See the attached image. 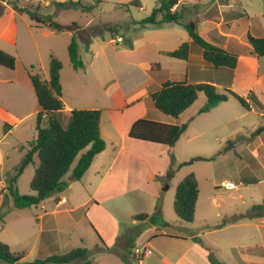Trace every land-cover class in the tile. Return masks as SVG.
Returning <instances> with one entry per match:
<instances>
[{
	"label": "crops",
	"instance_id": "crops-1",
	"mask_svg": "<svg viewBox=\"0 0 264 264\" xmlns=\"http://www.w3.org/2000/svg\"><path fill=\"white\" fill-rule=\"evenodd\" d=\"M8 1L9 0H0V2L5 5V11L0 16V21L4 20L0 23V49L12 55L23 57L20 56L21 54L18 50L20 44H23L29 50L27 57L30 56L31 58H29L28 61L41 63L43 62V57L40 55V47L44 46L49 51H53L54 45L52 36L67 34L66 40L64 38L62 39L64 42L66 41V44L72 39L73 31L69 28L71 25H64L67 28L61 33L48 27H35L27 15L15 10L10 4H8ZM31 1L34 3L40 2L42 5L48 6L53 0ZM21 3L22 5L27 4L29 3V0H22ZM231 3L229 2L228 4L227 1L220 4L218 3V0L214 2V6L217 4V8H215L213 12L214 17L218 19L221 18V21L227 26V28H230L233 21L240 18H235L237 13L243 14L241 18L247 16L246 12L233 9ZM137 6L141 9L143 8L141 1ZM58 11H56V13ZM196 11L200 16H204L203 19L208 20L213 24L209 31L213 33L215 40L219 39L222 41L224 39L227 40L230 37L229 33L221 30V23L206 16L207 11H204L202 7L200 10ZM188 17L195 16L188 14ZM174 25L181 26L176 23L142 26L144 29L135 34L134 39L137 40L131 43L132 46L130 48L119 46L114 49L116 55L113 57V60L116 61L117 67H114L113 60H109V51H107L109 49L101 45L96 48L88 64L93 66L97 58L103 57L104 62L102 63V67L115 74V80L109 81L104 87L106 91V99L101 97L99 101L97 97L91 95L90 91L84 90L77 96H81L85 100H92V102L95 101V104L92 106H90V104L81 107L74 106L72 102L67 101L64 98V95L67 94L66 87L68 90H71V84H68L67 86L62 84L61 99L63 101V109L55 112L54 116L64 126V123L68 124L69 121L68 111L74 108L101 110L100 130L101 136L106 143V147L94 157L91 166L80 180L70 182L64 192L54 195L53 199L56 202L55 208L57 209L51 208L49 204L47 205V201H45L46 203L41 202L37 204L40 205V207H37L38 209H36V211L33 210L34 217L38 223V232L34 243L36 258L33 261L38 259L43 260L49 256L55 255L52 254V251L58 250V248H54L55 244L59 241L62 243L64 242L61 234L67 235V237L64 236L66 239L64 245L69 247V249H72L71 236L74 233V227L78 224L80 210H86L87 215H90L93 208L101 207V203L96 201V199H99L100 201V197L113 200L116 196H124L133 192L144 191L143 174L145 172L148 173L147 175L153 183V185H151L153 186L151 187V196H157L159 187L155 177L169 170L171 167V158L174 159V165H179L180 163L185 162L182 160L183 158H179L180 152L181 154H184L185 151H177L178 144H182L187 150L189 143L194 138H201L203 139L201 140L202 142H204V140L207 141L208 144H205L206 147L216 148L229 144L226 150L218 155V170L220 171V174L216 177L214 176V181L216 183H214V185L216 187L231 184L232 187L230 189L240 191V197L244 195L242 190L246 187L259 189L261 192H264V130L260 133H255L252 137L242 135V131L247 129V126L250 127L253 125L254 128L258 123L251 125H246V123H244L240 124L237 128L234 126H232V128H227L231 123L232 118L230 116L231 119L227 120L228 115L225 114V111V121L221 120V123H219L221 118L220 114L224 109L223 104L228 101L222 102L211 110L203 113H199L201 107L195 111L192 110L191 108L194 105L193 104L179 117L169 116L156 108L151 96V94L157 91L162 83L167 80L187 81L191 83H211L215 85L217 89L223 88L225 90L226 87H229L242 96H248L250 93H254L257 100L264 106V56H257L253 52L251 45L246 51H236L229 49L226 46H222V44H220L221 46L215 44L237 55V64L232 71L226 66L216 68L213 64L204 59L201 49L195 45H191V53L186 60L170 57L165 52L177 49L182 43L191 41L189 34L187 37L185 35L186 33L175 28ZM198 25L199 24H197V30L204 38V34L202 31H199ZM22 26H24L25 29H22ZM79 27L78 40L84 41L80 34L89 26L87 25L83 28L81 26ZM151 27H153V29H150ZM117 37H121L122 41L117 42ZM124 41L125 37L120 33L112 40V42L116 43H122ZM147 51H154L155 57L157 56L159 60L154 61L143 58L141 55L145 54ZM117 56H121L119 57V60ZM18 57H16V66L14 69L0 66L16 74L18 68L17 63L19 61ZM119 63H121L122 66L125 65V67H119L120 69L117 71L116 68H118ZM154 64H159V67H157L155 71H151ZM94 66H96L97 69L98 66ZM30 74L31 73L28 72V74L23 77L16 74L13 77L2 76L0 78V124L4 123V126L9 125L8 130L4 129V135L0 139V187L4 188V195H1L0 198V212L9 209L11 213L16 214V212L13 211L14 205L12 198L5 197V194L7 193V181L1 177L2 172L4 171L3 166L8 159V152L1 150L3 138L14 132H16V134H20L21 131L29 133V138L19 140L17 146L13 145V150L21 153L20 162H14L13 164L12 171L14 174L27 151L24 146H27V144L35 139L37 135V113L40 110V106L36 92L31 85ZM42 79L47 81V79ZM230 80L231 82L229 84ZM2 84H7L9 86L6 87L9 90L8 93L3 91ZM19 85L23 88L20 89V91L17 87ZM10 92L15 96L12 97ZM20 92L24 93L21 94ZM8 98L10 101L12 100L10 103L3 101ZM27 98L30 99L29 106L26 104ZM247 111L255 113L260 119L264 118V107H259L253 101H251V109H248ZM15 115L19 116V118ZM243 116H245V113H240L238 118ZM139 118H147L175 125L188 123V127L179 138L176 145L171 148L160 143L131 138L129 136L130 127ZM232 120H236V118H233ZM9 123H12L13 125ZM216 125V128L219 129L218 132L214 135L207 136L209 128H214ZM224 126H226L225 129ZM237 134L240 136H238L237 139L233 138V135ZM238 146H240L241 150L239 152L234 151V155L227 158L229 151ZM37 162L38 158L35 157V164L31 165H35L36 168ZM194 175L196 177L195 173ZM262 195L264 197V193ZM63 198H65V200H63ZM254 203V205L264 204V201L260 203L258 200H254ZM154 209L156 210H154L156 212V219L151 220V214L147 213L149 215L148 220L142 222L149 223L158 230L153 240L147 242L152 245V249L156 254L158 262H162L163 264H210V262L205 259L206 256L203 255L205 253H202V257L196 256L200 252L193 253V251L197 249L195 244L186 245L183 252L179 253L175 258H171L169 254L166 256V252L163 249L153 246V242L157 239L171 240V242H178V240L181 242L188 241V238L185 236L169 234L162 230V225L168 226L169 224L164 221L161 223V210L157 209V206L154 207ZM105 212L112 217L117 228L112 239L108 241V243L102 241L103 239L100 238L99 234L98 237L100 242H103L102 244L107 251H113L121 257L122 252L115 249V247L117 239L124 234L125 230L121 226L122 222L114 216L113 212L107 208ZM256 216L257 217L254 219L257 223L254 219L251 220L252 218H250L249 221L241 220V222L223 226L220 230L232 226L239 227L253 225L256 227H264L263 221H259L261 218L264 219V211L256 214ZM63 223L68 226L65 227L62 225ZM0 224V240L7 243L12 250L11 238L13 237L10 233H7L8 238L3 240L1 235L5 231L6 225L4 220H0ZM135 224H138L137 220H133V225ZM59 234L61 235L60 237H58ZM78 239L83 243L85 236L83 234H78ZM171 245L176 246L174 243ZM146 246V243H144L141 249L146 250ZM255 248L256 250L253 249V251H250V260L253 259L254 262L252 263L255 264H257V262L264 264V249H260L259 251L258 248L262 247L255 246ZM62 251L60 249L58 250V252ZM147 252L148 254L145 255H152V250H148ZM23 259L24 258H22V260ZM22 260L17 264H24ZM89 260L91 261V264H96L92 261L91 256L89 257ZM250 260H245L244 263H251L249 262ZM138 262L142 264L143 260ZM69 264L86 263L84 260H77L70 262Z\"/></svg>",
	"mask_w": 264,
	"mask_h": 264
},
{
	"label": "rangeland",
	"instance_id": "rangeland-1",
	"mask_svg": "<svg viewBox=\"0 0 264 264\" xmlns=\"http://www.w3.org/2000/svg\"><path fill=\"white\" fill-rule=\"evenodd\" d=\"M11 1L12 0H9L8 4H10ZM14 1L17 2V0ZM81 1L85 4L94 3L92 0ZM132 1L133 0H101V2L97 3L95 8L90 13H85L76 9L68 11L60 10L56 13V8H43V13L53 14L55 21L61 25L77 24L82 28L88 25L89 27H87V29L92 26L90 30L86 31V29L81 32L80 35L84 41L78 40L80 44L79 54L84 66L78 70L73 68L68 51L71 37L69 38V43L66 44V41L64 42L62 39L64 38L66 40L67 34H61L59 36H52L54 45L53 51H49L44 46L40 47V55L43 57V62L41 63L28 61V59L31 58L30 56L27 57L29 50L26 46L20 44L18 50L21 54L20 56L23 57L14 55L15 57H18L19 60L17 63L18 68L16 74L20 77H23L29 72L31 74H38L41 78L49 80L50 59L53 55L57 57L62 63V68L60 71L61 84H64V86L71 84V90H68L66 87L67 94L64 95V98L67 101H70L72 104H74V106L79 107L87 106V104H90V106L94 105L95 101L92 102V100H85L81 96H77L84 90L90 91L91 95L97 97L99 101L101 97L106 99V91L104 87L109 81L115 80V74L112 71L102 67V63L104 62L103 57L96 59L94 65L98 66L97 69L96 66H90L88 64L89 60L92 58V55L99 45L109 49L107 50L109 51V54L108 52L107 54L110 61H112L113 57L116 55L114 53V49L117 47L120 46L130 48L132 46L131 43L137 40L134 39L135 34L138 31L144 29V27H142L144 25L140 24L139 21L150 15L152 9L159 4V0H140L141 4L143 5V8L141 9L139 6H137V4L132 3ZM215 1L216 0L183 1L188 3L187 5L191 11V16L199 15L196 10H200L202 7L204 11H207V15L210 16L211 19H215L216 22L221 23L220 28L222 31L230 34V37L227 40H215L213 33L209 31L213 24L210 21L203 19L204 16L199 15V20L203 19L198 23L199 31L203 32V36L207 41L217 45L222 44V46H226L227 48L236 51H246L249 49L248 47H250V44L247 40L248 33H251L255 36L264 37V0H218V3L220 4H223L227 1L228 4L229 2H232L231 6L233 9L247 13V16L242 18L240 17L236 21H233L230 25V28H227V26L223 24L221 18L218 19L214 17L213 12L214 9L217 8V4L214 6ZM3 21L4 20H1L0 23ZM174 27L186 33L185 35L188 37L187 31L183 27L176 25H174ZM21 28L25 29L24 26ZM150 29H153V27ZM91 31H96L98 33L93 34V36L90 38L91 41L86 43L90 37L89 32ZM119 33L125 37V41L122 43L112 42V40L116 38V35ZM141 56L145 59L154 61L159 60L157 56L155 57L154 51H147ZM119 57L121 56H117L118 60ZM113 65L114 67H117L115 60H113ZM119 67L122 68L125 67V65L122 66V64L119 63L118 68H116L117 71L120 69ZM16 74L0 66V78L2 76L13 77ZM2 85L4 89L3 91L8 93L9 90L6 88L8 85ZM17 87L19 91L20 89H23L20 85ZM218 90L221 93L225 92L223 88H219ZM20 93L22 94L24 92ZM11 95L12 97L15 96L12 93ZM3 101L10 103L12 100L10 101L8 98L7 100ZM227 101L228 102L223 104V108L225 110L223 109V112L220 114L221 118L219 123H221V120L225 121V114L228 115L227 120L236 118V120L231 119V123L229 126H227V128H232V126L237 128L240 124L244 123H246V125L258 123L254 128L253 125L250 127L247 126V129L242 131V135H246V137L254 136L258 127L264 124V118L260 119L255 113L247 111L248 109H245V107H243V105L240 104L233 96H229ZM205 102V94L200 93L191 109L195 111L202 107ZM26 104H28V106L30 105L29 98L26 99ZM240 113H245V116L238 118ZM15 116L19 118V116ZM9 124L13 125L12 123ZM64 124V126H67L66 123ZM216 127L217 125L214 126V128H209L207 136H211L212 134L214 135L216 132H218L219 129ZM225 127L226 126H224V129ZM4 129V123H1L0 139L4 135ZM28 134V132L25 133L24 131H21L20 134H16V132H14L3 138L1 150L8 152V159L5 161L3 166L4 171L2 172L1 177L6 181H9V179L14 175L12 171L14 162H20L21 160V153L15 152L13 150V145L17 146V144H19V140H24L23 138H29ZM238 136L240 135H233V138L237 139ZM201 140L203 139L194 138L191 140L187 150L185 149V146L178 144L177 151H185L184 154H181L180 152L179 158H183L182 160L186 162L195 157L202 156L206 157L207 160H198L181 166L176 164L170 168L169 172H164L163 174L155 177L159 187L157 196H151V187H153L151 185H153V183L151 179H149V176L147 175L148 173L145 172L143 174V182L145 187L144 191L133 192L124 196H116L113 200L100 197V201L99 199H96V201L101 203V207L93 208L90 215H87L86 210H80L78 215V224L74 227V233L71 236V248L74 249L78 247H86L89 250V255L91 256L92 261H94L96 264H124V261L117 253L113 251L109 252L105 249L98 237L99 234L100 238L103 239L105 243H108V241L112 239V236L117 228V225L114 223L112 217L105 212L107 208L113 212L114 216H116L118 220L122 222L121 226L125 232L127 229L129 230L133 227L141 229L140 235L136 237L134 242V248L132 249L133 254L135 255L134 249H141L144 243L147 245V251L152 250L151 256L145 255L143 257L142 264H163L162 262H158L156 254L152 249V245L147 243L149 240H153L158 230H156L149 223L142 221H138V224L133 225L132 220V216L140 213H149L151 214V220L156 219V210L154 207L159 206V209L161 210L160 213L162 214L161 223L164 221L169 224L168 226L162 225V230L168 232L169 234L185 236L188 238L187 242H181L179 240L178 242H171V240L164 239H157L154 241L153 246L163 249L166 252V256L169 254L171 258H175L177 255H179V253L183 252L186 245L195 244L197 249H195L193 253L200 252L196 255L198 257L205 255V259H207L210 264H212L211 258L214 261L223 264H255L252 263L254 262L253 259H251L252 261L250 260V251H253V249L256 250L255 246L262 247L258 248L259 251L260 249H264V227H256L253 225L239 227L232 226L220 230L218 226L223 224L221 226L222 228L226 225L241 222V220L249 221L250 218L253 220L257 216L251 217L252 214L254 215L264 211L261 210L254 213L251 210L252 207L255 206L254 200H258L260 203L264 201V197L262 195L264 192H261L259 189L246 187L244 190H242L244 195L240 197V191L236 189L227 188L225 185L216 187L214 185V176L216 177L220 174V171L218 170V155L219 153L224 152L229 144L223 145V147L213 148L206 147L205 144H208V142L205 140L202 142ZM240 150V146L231 149L227 154V158L232 157L234 155V151L239 152ZM78 158L79 157L76 158L75 162L71 166L70 171L66 175V179L70 177L72 169L76 165ZM35 169V165H30L19 176V180H17V189L20 194L33 193L30 188V183L35 174ZM194 173L196 174V178L199 183V195L196 202L195 218L191 223H184L179 219L174 209L176 190L182 179ZM0 191L1 195H4V188L0 187ZM54 195L45 198L42 202L46 203L45 201H47V205L49 204L51 208H55L56 202L53 199ZM37 207H40V205H34L31 208L23 209L13 206V211H15L16 214L11 213L9 209L0 212V214L4 215L3 220L6 225L5 231L1 235V238L3 240L7 239V233H10L13 238L15 237L14 239L11 238L12 252L24 253L25 257L22 260L24 264H30V262L36 258L34 243L37 236L36 234L38 232V223L34 217L33 210L36 211V209H38ZM254 221L256 222L255 219ZM259 221H263L264 224L263 218H261ZM62 225H64V223ZM64 226L66 227L68 225ZM78 234H83L85 236L83 243L79 241ZM61 235L63 237V241L65 242L66 239L64 236L67 237V235ZM61 235L59 234L58 237ZM64 242L62 243L59 241L54 246V248H58V250L60 249L63 251L58 252V250H54L52 251V254L62 255L72 250L65 246ZM172 243H174L176 246H172ZM202 253L205 254L202 255ZM245 260H250L249 262L251 263H244ZM132 264L140 263L136 259V261H134ZM257 264L260 263L257 262Z\"/></svg>",
	"mask_w": 264,
	"mask_h": 264
},
{
	"label": "trees",
	"instance_id": "trees-1",
	"mask_svg": "<svg viewBox=\"0 0 264 264\" xmlns=\"http://www.w3.org/2000/svg\"><path fill=\"white\" fill-rule=\"evenodd\" d=\"M21 1L12 0L10 4L15 10L27 15L35 26L48 27L56 32H62L67 27L55 21L53 14L43 13V8H56V11L76 9L90 13L97 3L101 2V0H92L94 3L85 4L81 0H53L48 6H44L40 2L34 3L31 0H29V3L22 5ZM132 3L139 5L140 0H133ZM187 4L180 0H159V4L152 9L150 15L139 21V23L142 25H161L163 23L181 25L188 32L191 41L182 43L177 49L165 52L168 56L186 60L191 53V45H195L201 49L204 59L216 68L226 66L232 71L237 64V55L207 41L199 34L197 24L200 21V16L188 17L191 11ZM4 11L5 5L0 2V16ZM206 16L210 18V16ZM241 16H243L242 13H237L235 18ZM69 28L73 31V37L68 46L69 58L73 68L78 70L84 66L79 54L78 30L80 27L77 24H72ZM91 28L92 26L85 30L88 31ZM96 33L98 32H89L90 37L86 43L90 42L91 36ZM247 40L257 56H264V37L248 33ZM0 65L14 69L16 57L0 49ZM157 67H159V64H154L151 71H155ZM61 68V61L52 55L49 67V80H43L38 74L29 75L40 106V110L37 113V135L27 146H24L27 151L20 165L16 168L14 175L7 181V193L5 194V197L12 198L14 206L19 209L32 207L51 195L64 192L70 182L78 181L82 178L91 166L94 157L106 147L100 130L101 110L72 109L68 111L69 121L67 126H63L54 116L55 112L63 109V101L61 99L62 84L60 81ZM230 82L231 80L229 84ZM200 93L205 94L206 102L199 109V113L207 112L220 103L227 101L229 96H233L238 100L245 109H251V101L261 108L264 107L257 100L254 93L242 96L229 87H226L225 92L221 93L211 83L167 80L151 96L157 109L169 116L179 117L195 103ZM8 126H5V130H8ZM187 127L188 123L175 125L139 118L131 125L129 136L139 140L160 143L172 148ZM263 130L264 124L258 127L255 133H260ZM35 157L38 158V162L30 183L33 193L20 194L16 186L17 180L29 165L35 164ZM77 157H79L78 161L72 169L69 179H66V175ZM198 160H207V158L198 156L190 161L180 163L179 166ZM173 165L174 159L171 158L170 168ZM198 195L199 184L194 174H190L180 181L176 190L174 209L181 221L185 223L194 221ZM157 209H159V206H157ZM251 210L254 213L264 210V205L257 204ZM256 214H252L251 217L256 216ZM3 218L4 215L0 214V220H3ZM148 218L149 215L147 213L132 216V219L137 221H146ZM222 225L218 227L221 228ZM140 233L141 229L133 227L132 229H127L117 239L115 249L122 252L121 258L125 264H132L136 261L132 249L134 248L135 239ZM24 256V253L12 252L7 243L0 241V264H17ZM89 257L87 248L78 247L66 254L52 255L43 260H35L30 264H69L77 260H84L86 264H91ZM211 261L212 264H223L214 261L212 258Z\"/></svg>",
	"mask_w": 264,
	"mask_h": 264
},
{
	"label": "built area",
	"instance_id": "built-area-1",
	"mask_svg": "<svg viewBox=\"0 0 264 264\" xmlns=\"http://www.w3.org/2000/svg\"><path fill=\"white\" fill-rule=\"evenodd\" d=\"M116 41L120 42V41H122V38L121 37H117ZM225 187L231 188L232 185L231 184H227V185H225ZM63 200H65V198H63ZM134 252H135V256H136L137 261H142L143 256L145 254H148V252L146 250H142V249H139V248H135Z\"/></svg>",
	"mask_w": 264,
	"mask_h": 264
}]
</instances>
